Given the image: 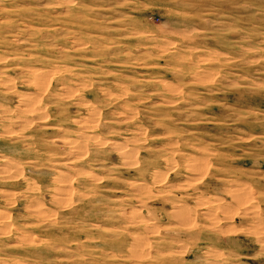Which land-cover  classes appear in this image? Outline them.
<instances>
[{
    "label": "rangeland",
    "instance_id": "rangeland-1",
    "mask_svg": "<svg viewBox=\"0 0 264 264\" xmlns=\"http://www.w3.org/2000/svg\"><path fill=\"white\" fill-rule=\"evenodd\" d=\"M0 264H264V0H0Z\"/></svg>",
    "mask_w": 264,
    "mask_h": 264
}]
</instances>
